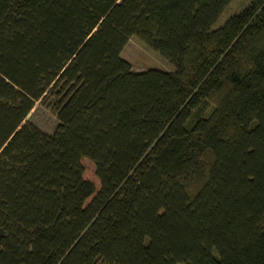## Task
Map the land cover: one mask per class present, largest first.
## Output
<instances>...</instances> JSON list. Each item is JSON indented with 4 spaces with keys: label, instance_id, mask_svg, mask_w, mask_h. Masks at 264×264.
Instances as JSON below:
<instances>
[{
    "label": "trees",
    "instance_id": "trees-1",
    "mask_svg": "<svg viewBox=\"0 0 264 264\" xmlns=\"http://www.w3.org/2000/svg\"><path fill=\"white\" fill-rule=\"evenodd\" d=\"M229 1L0 0V264H264V0Z\"/></svg>",
    "mask_w": 264,
    "mask_h": 264
},
{
    "label": "rangeland",
    "instance_id": "rangeland-1",
    "mask_svg": "<svg viewBox=\"0 0 264 264\" xmlns=\"http://www.w3.org/2000/svg\"><path fill=\"white\" fill-rule=\"evenodd\" d=\"M249 0H230L222 10L213 24V28L220 26L224 20L233 13L238 12L247 5ZM120 56L128 61L133 71H140L147 68H154L163 71H172L173 66L165 58L144 44L136 35L130 36L121 49ZM49 97L45 96L41 101H35L32 109L26 118L40 130L50 133L54 129L57 120L53 109L48 103ZM210 107L196 110L194 114H204ZM84 176L95 182L93 167L90 161L83 159ZM181 264V263H176Z\"/></svg>",
    "mask_w": 264,
    "mask_h": 264
}]
</instances>
